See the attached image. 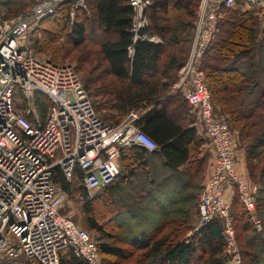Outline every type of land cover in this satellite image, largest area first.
<instances>
[{
    "label": "trees",
    "instance_id": "1",
    "mask_svg": "<svg viewBox=\"0 0 264 264\" xmlns=\"http://www.w3.org/2000/svg\"><path fill=\"white\" fill-rule=\"evenodd\" d=\"M17 1L1 3L9 14ZM149 1L145 11L147 27L139 32L147 36L145 39L132 41V10L127 0H85L86 10H76L73 19L70 4L61 5L32 32V36L42 40L33 41L31 37L28 45L37 53L36 43L41 47L55 37L74 49L96 40L90 83L80 80L92 107L111 126L118 125L130 112L137 114L135 125L156 145L155 153L137 146L122 147L118 156L122 149L129 148L134 159L145 167L152 164L158 152L163 161L158 165L162 174L168 169L173 179L182 182L185 178L186 192L165 191L163 182L156 183L147 173L134 175L140 180L136 185L128 184L129 179L118 181L117 176L101 194L88 199L79 182L80 171L68 182L54 169L52 179L67 197L81 204V229L96 234L92 239L101 264H226L220 221L214 219L198 230L190 225L206 165L199 149L208 142L200 125L194 123L196 112L181 93L172 91L189 52L201 0ZM35 2L19 12L13 11L7 19ZM258 24L260 21L250 12L225 9L200 62L213 113L225 118L238 145L246 150L248 181L257 188L255 215L261 231L253 226L234 188L230 200L241 264H264V116L259 114L263 112L264 90L260 100H252L259 87L252 59L264 57V36L258 38ZM260 31L264 35V29ZM151 37H158L161 42L154 43L149 40ZM180 44L183 48L179 55H166L169 48L174 52ZM53 56L46 59L57 65L69 64ZM260 63L259 60L257 66ZM75 69L79 75V67ZM260 71L264 73V66ZM93 87L96 94L91 92ZM36 105L43 114L46 112L48 103L44 99L37 98ZM0 264L39 263L23 257H1ZM60 264L84 263L64 252L60 254Z\"/></svg>",
    "mask_w": 264,
    "mask_h": 264
},
{
    "label": "built area",
    "instance_id": "2",
    "mask_svg": "<svg viewBox=\"0 0 264 264\" xmlns=\"http://www.w3.org/2000/svg\"><path fill=\"white\" fill-rule=\"evenodd\" d=\"M65 3L70 4L71 19L76 10H86L85 0H37L14 18H0V258L60 264V254L70 252L84 264H101L92 237L73 221L72 213H61L67 196L53 182V171L58 169L68 182L80 171V185L92 199L119 175V148L137 146L151 152L156 145L135 125L138 116L133 112L116 126L99 118L74 65L54 64L29 48L28 35ZM127 3L132 41L147 38L139 32L147 27L150 1ZM236 8L252 13L264 28V0H201L187 58L172 86L196 112L213 153L195 230L220 221L226 264H241V259L225 192L236 190L260 230L254 217L257 188L237 173V139L225 118L213 113L200 62L224 10ZM149 40L160 43L155 37ZM39 97L48 103L44 114L36 105Z\"/></svg>",
    "mask_w": 264,
    "mask_h": 264
},
{
    "label": "rangeland",
    "instance_id": "3",
    "mask_svg": "<svg viewBox=\"0 0 264 264\" xmlns=\"http://www.w3.org/2000/svg\"><path fill=\"white\" fill-rule=\"evenodd\" d=\"M1 1L2 0H0V18L3 20H6L10 14L11 15L13 14V11L19 12L23 8H25L27 5H30L31 3L35 2L36 0H18L17 1L18 3H16L15 5H12L10 7L12 12L9 11V14L6 11V9H4V7L2 6ZM240 12H244V11L240 10ZM89 29H91V28H88V30ZM257 30L259 31L258 38H261L262 36H264L263 32L260 31L263 29H262V27H260L259 24L257 26ZM32 35H33L32 33L28 35L29 41L31 40V37H32L33 41H35L34 39H37L39 42L42 40V38H38L36 35L34 37ZM91 35H93V33H91ZM256 42L258 43L259 41L257 40ZM97 44L98 43L96 42V40H91V43L86 42L81 47L74 49L70 44L60 42V39L55 37L50 41L43 42V44H41V47H39L36 43V49L37 48L39 49V51L37 50L38 54L36 53V50H34V47H33L32 51L37 57L47 58L48 56L54 57L53 55H55V57L57 59H59L61 62L69 63L72 65H75L76 67H79V78L85 84V83L89 82V79L92 76L90 73V70H93L94 60H96L95 48L97 47ZM182 48H183L182 44L177 46L174 49L175 50L174 52H172L171 48H169L166 51V55L169 54V52H170L171 54H175L177 56L181 53ZM41 51H42V53H41ZM165 57H164V60H165ZM259 60L262 63H260V65L257 66L259 64ZM247 63L248 62H245L246 66H247ZM252 64L255 65L252 68H254L258 74L257 80L259 81V83L264 82V73L260 71V69H262L264 66V57L263 58L262 57H258V58L254 57V59H252ZM96 73H97V71L95 72V74ZM94 88L95 87L91 88L92 94H96ZM259 114H262L264 116V105H263V112L259 111ZM111 121L114 122L115 118L112 117ZM238 143L239 142L237 141V151H239V148H240ZM230 200H231V198H230ZM229 204H230V202H229ZM69 212L74 213V214H72L73 221L80 228H84V226L82 224L84 221H83V215L81 214V204L73 197H67L65 205L61 211L62 214H69ZM254 217L257 219L256 215H254ZM257 231H261V229L257 230ZM88 234L93 238L96 235L94 232H90V231H88ZM235 240H236V238H235ZM236 248L238 249L239 254H240V249L237 245V240H236Z\"/></svg>",
    "mask_w": 264,
    "mask_h": 264
},
{
    "label": "crops",
    "instance_id": "4",
    "mask_svg": "<svg viewBox=\"0 0 264 264\" xmlns=\"http://www.w3.org/2000/svg\"><path fill=\"white\" fill-rule=\"evenodd\" d=\"M237 10H240L239 8H236ZM261 27V26H260ZM262 29H264L262 27ZM158 38V37H155ZM159 39V38H158ZM161 42V40H160ZM264 90V82L259 83V87L256 89L252 100H260L261 94L263 93ZM248 109H250V106L247 107ZM193 120L194 123H196L198 125V118L197 115L193 114ZM129 148H124L121 150L122 153H120L121 155L118 156V165H119V169H120V173L118 175L117 180H127L129 179L128 184H133L136 185V183H138V181H140L139 179H136L134 177V175H138L141 174L142 176H144V174H149L150 178H152L153 181H156V183H161L163 182L164 184V188L165 191L169 190V191H181L186 192L185 190L187 189V181L184 178L182 180V182L178 179H173L171 177L170 172H168V169L164 171V173L162 174V172L160 171V169L158 168V165H161V163L163 162L157 152V154H155L152 158V164H147V166L143 167L141 164L142 162L136 161L132 155V152H130V150H128ZM200 158L203 157V159L205 160V172H204V178L206 177L207 173L210 170L211 167V163L213 160V153L212 150L210 149V147L208 146V144H203L200 147ZM150 152V151H149ZM152 152V151H151ZM156 151H154L153 153H155ZM236 169H237V173L239 176H241L243 179L248 181V174H247V168H246V150L239 148V151L236 150ZM181 169L178 170V172H180ZM203 178V180H204ZM150 180V179H149ZM202 180V183H203ZM249 182V181H248ZM103 192V191H102ZM101 192V193H102ZM233 189L232 188H227L226 192H225V198L230 202V198L232 195ZM100 193V194H101ZM198 204V203H197ZM194 212H192L191 214V218H190V225L193 228H196L197 224H198V209H197V205L196 208L193 210ZM72 213V212H69ZM73 214V213H72Z\"/></svg>",
    "mask_w": 264,
    "mask_h": 264
}]
</instances>
